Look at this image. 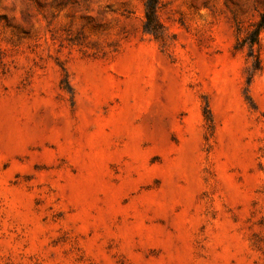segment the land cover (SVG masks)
<instances>
[{
    "label": "rangeland",
    "instance_id": "374dc122",
    "mask_svg": "<svg viewBox=\"0 0 264 264\" xmlns=\"http://www.w3.org/2000/svg\"><path fill=\"white\" fill-rule=\"evenodd\" d=\"M0 0V264H264V0Z\"/></svg>",
    "mask_w": 264,
    "mask_h": 264
},
{
    "label": "trees",
    "instance_id": "16d2710c",
    "mask_svg": "<svg viewBox=\"0 0 264 264\" xmlns=\"http://www.w3.org/2000/svg\"><path fill=\"white\" fill-rule=\"evenodd\" d=\"M144 28L150 33L154 31V24H156V11H157V0H145L144 2ZM264 27V23L259 24L255 30V37L251 40V44L257 42L256 35Z\"/></svg>",
    "mask_w": 264,
    "mask_h": 264
}]
</instances>
